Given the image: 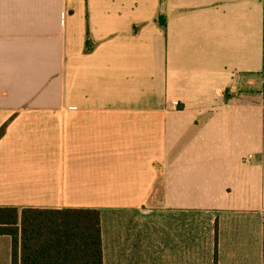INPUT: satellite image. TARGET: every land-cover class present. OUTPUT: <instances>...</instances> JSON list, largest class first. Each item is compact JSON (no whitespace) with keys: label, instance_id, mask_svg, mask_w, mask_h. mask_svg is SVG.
Here are the masks:
<instances>
[{"label":"crops","instance_id":"obj_1","mask_svg":"<svg viewBox=\"0 0 264 264\" xmlns=\"http://www.w3.org/2000/svg\"><path fill=\"white\" fill-rule=\"evenodd\" d=\"M253 75L264 0H0V206L99 209L103 264H262Z\"/></svg>","mask_w":264,"mask_h":264},{"label":"trees","instance_id":"obj_2","mask_svg":"<svg viewBox=\"0 0 264 264\" xmlns=\"http://www.w3.org/2000/svg\"><path fill=\"white\" fill-rule=\"evenodd\" d=\"M0 234L11 237V264H103L96 208L0 206Z\"/></svg>","mask_w":264,"mask_h":264},{"label":"rangeland","instance_id":"obj_3","mask_svg":"<svg viewBox=\"0 0 264 264\" xmlns=\"http://www.w3.org/2000/svg\"><path fill=\"white\" fill-rule=\"evenodd\" d=\"M245 92H249L254 95L257 99H262L264 102V80L261 75L251 76V81L246 84Z\"/></svg>","mask_w":264,"mask_h":264}]
</instances>
